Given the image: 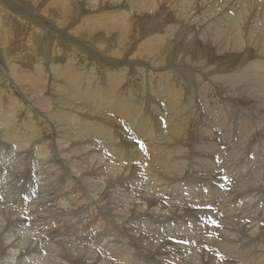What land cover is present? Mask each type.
I'll return each mask as SVG.
<instances>
[{
  "label": "bare ground",
  "instance_id": "obj_1",
  "mask_svg": "<svg viewBox=\"0 0 264 264\" xmlns=\"http://www.w3.org/2000/svg\"><path fill=\"white\" fill-rule=\"evenodd\" d=\"M18 1L27 6L28 2L32 5L34 2H43V0ZM47 1L52 4L63 2V0ZM129 1L136 2L137 8L144 14L147 27H142V37L134 46L135 53H129V56L130 51L127 52L128 57L125 58L129 60L128 62H123L120 58L124 57L127 48L131 47L130 44L134 40L132 35L135 31L121 32L116 20L106 26V31L102 35L103 41L94 43V46H97L96 50L95 47L87 44L93 42L99 35L96 30L70 31L72 32L70 35L59 21L57 14L52 15L63 29H59L58 25H44L40 21L29 20L34 28L31 33L35 36L29 42L28 48L31 47L33 51L31 50V54L20 55L16 53L19 50L18 47L15 48L17 42L14 37L18 36L22 29L17 27L8 30V23L2 19L0 13V51L3 52L0 54V144L11 147L16 145V149L27 151L33 144L39 143L41 150V153L36 152L31 158L23 159V163L29 164L26 168L24 164L12 169L13 173L7 178L11 187L9 184L4 185L15 191L17 188L23 189L28 177L39 180L38 177L42 175L41 180L45 181L43 173L48 172L46 187L51 188L59 182L61 174H67L69 171L65 184L62 183L55 188L54 195L45 197L39 195L37 200L62 201L63 195L67 200L66 194H69L74 186L84 197L90 192L104 212L131 235L135 243L134 250L120 251L100 239L67 241L68 238L65 236L45 230L52 226L46 219V213L34 212L29 204H26V207H20L21 205L13 207L10 204L13 201L8 199L9 202L0 201V207L4 206L3 211L0 208V264H12L15 260L17 263L21 260V264H28L33 257H37L38 263L41 264L44 262L40 257L43 256L42 250L51 252L49 264L53 259V264L57 261L59 264H84L76 259L59 256L58 251L53 248V243H76L90 248L96 257L87 264H132L130 261L133 259H135L134 264L136 261L139 264H169V259L180 263L188 255L180 251L179 245L188 249L189 244L183 242L184 244L176 245L172 241L165 242L164 231L168 226L175 227L177 232L188 233V230L184 224H180L179 227V224L167 220L188 215L190 219H197V222L208 221L211 223L210 227L216 231V228L223 223L220 222L222 207L215 204L218 201L221 205H225L224 208L232 221L228 224L231 227L227 225L223 231L230 229L233 233L232 237L225 234L226 236L219 238V235L210 241L212 244L208 243L223 250L228 260L220 261L214 252H209L198 254L197 261L192 260L188 264H264V254L257 249L264 241V226L257 223L253 225L254 229L250 233H246L240 226L247 218L244 215H249L252 207H234V202L228 203L229 198L236 202L239 198H246L244 202L247 206L252 202L254 204L262 197L264 190L263 163L261 167L255 163L249 173L242 175L250 165L254 164L246 162L251 159L252 153L250 148L243 151L244 145L251 144L256 136L262 134L258 131L262 129V125L258 124L257 130L256 126L252 127L249 120L264 117V47L258 49L256 45L263 43L264 37L262 34L253 35V29L243 25L247 9L255 7L260 13H264V0H213L208 3L212 9L217 10L228 5L232 9L241 5L246 7L240 12V19L236 20L230 30L224 34L225 42L217 34L209 35V30L215 33V27L211 23L213 19L211 11L198 14L196 19L182 17L190 24L184 26L177 22L171 24L166 22L164 8L166 5L172 8L173 0ZM0 2V4L9 3V11H15L16 8L12 5L15 2L12 0H0ZM17 8L21 7L17 6ZM226 15L227 12H223L217 20L222 22L221 19ZM46 18L48 19L47 16ZM226 29V26L222 28V30ZM111 39L113 46L109 48L108 42ZM60 41L65 42L64 47L59 45ZM210 41L215 46H223L218 49L221 54L219 58H231L229 65L224 60L207 58L206 54L213 49ZM65 48L66 52L63 54ZM10 50H13L14 54H11ZM254 52L256 57L252 55ZM81 53L87 57L82 56ZM100 53L102 60L92 61L98 59ZM144 55L148 60H152L151 64L155 63L153 67L149 64L145 67L142 60ZM46 57L50 67L54 68L53 73L50 71L49 74L45 66ZM98 63L111 64V67H103L106 79L102 78V74L101 76L98 74L99 69L90 67ZM180 76L182 80L179 81ZM114 78H120L121 82L130 89H125L123 84ZM209 80L215 81L213 87ZM195 88L199 89L202 101L200 111L197 113L202 117L199 118L201 121L199 124L196 111L192 110L195 111L193 114L190 108L197 106L196 100L195 98L192 101L191 98L188 100L189 95L186 94L190 93L192 96ZM159 89H162L159 93L160 98L164 100L167 96L172 104L169 110L173 111V116L165 118L174 124L167 137L168 142L175 143L170 147L165 139H161L160 143L154 141L158 127L151 108L158 106L155 100L159 99ZM252 89H254L253 95H250ZM230 92L240 98V103H237L240 105L235 108L246 102L252 104L251 107L249 106L251 113L249 115L247 113L248 116L240 121L238 113L235 117L233 110L229 109L230 102L225 104ZM220 95L225 100L221 101ZM231 100L233 101L234 98ZM182 103L187 107L182 106ZM110 106L121 111L127 122L135 125L136 132L145 139L143 145L151 151L152 159L131 163V166L118 164L124 152V145L116 128L104 120L112 119L110 113L104 111ZM81 115L93 118L90 120ZM141 116V119L137 118ZM235 121L239 124H235ZM191 126L195 129L198 126L197 129L204 140L215 134L214 126H219L225 130L224 136L228 141H234L242 146L234 153L226 154L221 144H211L206 148L216 149L217 158L205 156L200 163H191L195 159L193 149H199L206 142L196 146V141H192L194 134L191 133ZM230 126H233L232 129ZM223 130L220 132L223 133ZM243 134L245 137L242 140L239 137L241 135L243 137ZM234 135L239 136L238 140H234ZM44 140L52 142L54 147ZM132 140L130 142L135 144V140ZM186 144H192L193 149L185 148ZM251 148L255 149V147ZM159 149L163 152L162 160L158 158ZM3 154L4 151H0V159ZM179 155L188 156L186 163ZM19 158L20 154L17 153L12 155L8 162L1 160V166H4L1 167L2 171L11 169V161H17ZM82 159L85 163H81ZM216 160H227L230 163H217ZM244 163H246L244 169H236L238 165ZM60 165L64 166L62 170H58ZM34 170L38 177L32 174L35 173ZM262 170L263 174L260 173ZM260 174L261 176H253ZM184 178H188L186 184L182 182ZM231 178L241 180L240 183L238 182L239 185L233 187V184L229 183ZM22 179H24L23 183ZM257 179H261L262 182ZM155 184H161V188ZM40 186H43L42 182ZM185 190L195 193L203 201L196 200L194 202L197 204H189V196L179 195L180 191ZM9 193L7 196H10ZM212 193L215 194L214 197H210ZM249 194H253L250 196L251 199ZM204 200H209L212 205H207V201ZM255 207L256 210H260V203ZM237 209L245 213L241 219L235 221V217L232 216L236 214ZM224 221H227V218ZM102 224V220H97L95 223L97 226ZM26 225H31L35 229L30 230ZM42 225L45 228L40 229L41 236L35 231L38 229L36 227ZM207 229L209 230V227ZM172 231L168 236L172 235ZM49 233L51 236L48 237ZM108 234L109 232H106L105 236H109ZM237 236L241 240H237ZM31 237L34 239L32 240ZM191 238L197 239L193 236L188 237ZM240 242H243V245H240ZM48 243L52 245L48 246ZM214 246L211 249L214 250ZM46 263L48 264V261Z\"/></svg>",
  "mask_w": 264,
  "mask_h": 264
},
{
  "label": "rangeland",
  "instance_id": "obj_2",
  "mask_svg": "<svg viewBox=\"0 0 264 264\" xmlns=\"http://www.w3.org/2000/svg\"><path fill=\"white\" fill-rule=\"evenodd\" d=\"M12 1L15 2V3H12L13 7L16 8L15 11L10 12L8 9L9 3H4V4H0V7H1L0 13L2 15V19H4L8 23V25H7L8 30L10 28L17 29V27L22 29L20 34H18V36L14 37L15 38L14 40H16V42L18 43V44L16 43L15 48L18 47L17 49L19 50L16 53H18L20 55L31 54V50L33 51V49L31 47H29L30 49L28 48L29 42L33 39V36H35L34 33H31V30L34 28H33V26H31V23L29 20L40 21L44 25H50V26L58 25L57 27L59 29H63L61 27V25H59V23L54 18V15H52V14L58 15L59 21L61 23H63L65 30L69 31L68 34H70V35L72 34V32H70V31H74V32H79V31L91 32L92 30L98 31L99 35L94 38L93 42H87L88 45H92L93 47H95L94 50H96V48H97V46H94V43L98 44V43H101L103 41L102 35L106 31V26H108L114 20H116L118 22L120 29H121V32L126 33V32L135 31L134 34L132 35V38L134 37V40L132 39L133 42L130 44L131 47L129 46L130 50H128L129 49V47H128L126 50V54H124V57L120 58V60L123 62L129 61L127 58H125V57H128V55H127L128 51H130V52H128V54L129 53L130 54L135 53L134 46L138 42V40L142 37V33H143L142 27L143 26L147 27L146 20L144 18V14L140 11L139 8H137L136 2L129 1V0H63V2L61 4H52V3L48 2L47 0H43L42 3L34 2V5H32L31 3L28 2V6L21 4V2H19L18 0H12ZM211 1H213V0H173L172 8L170 7V5H166L164 8V12H166V22L168 24L177 22V23L183 24L184 26H188L190 24H188V22L185 19H183L182 17L189 18V19H196L198 14L203 13L205 11H211L212 16H213L211 23L215 27L214 28L215 33L212 32V30H209V35H216L217 34L219 37H222L224 39L223 42H225L224 34L230 30L232 24L236 20L240 19V17H241L240 12L245 10L246 7L244 5H241V6H235L232 9L231 6L228 5L226 7H223V8H220L217 10L216 8L212 9L210 4H208ZM205 2H207V3H205ZM17 6H19L21 8H17ZM214 10H217V11H214ZM223 12H227V15L225 18H222L221 19L222 22H220L217 20V17L219 15H221ZM246 14L247 15H246L245 23L243 26L251 27L253 29V35L262 34L264 37V13H260L257 8L252 7L250 9H247ZM46 16L48 17V19L46 18ZM53 18L55 20H53ZM224 26L227 27L226 30H222V28ZM185 28H187V27H185ZM137 30L139 32H137ZM140 30H141V33H140ZM135 36L137 39H135ZM110 41L108 42L109 48H111L113 46V42H112L113 39H111ZM215 41L220 42L218 39H215ZM20 45H22V46H20ZM23 45L25 46V48ZM59 45L64 47L65 42L60 41ZM210 45L212 46L213 49L208 54H206L207 58L211 57L213 59L224 60L226 62V64L229 65L231 58H229V57H225L222 59L219 58L221 54L218 52V49H220L223 46H215V45H213L212 41H210ZM248 45L250 46L251 44H248ZM256 45H257L258 49H262L264 47V41H263V43H258ZM251 46L253 47V45H251ZM28 49L30 50L29 53H28ZM9 52L11 54H14L13 50H10ZM65 52H66V48L64 49L63 54H65ZM241 52H245V51L241 50ZM79 53H80V51H79ZM0 54H3V52L0 51ZM130 54H129V56H130ZM252 55L254 57H256L255 52ZM82 56H86V55L82 54ZM102 58L103 57L100 53L99 58L96 60H92V61L102 60ZM45 60H46L45 66L48 69L49 74H50V71L53 73L54 68L50 67L48 57H46ZM142 60L145 63V67H147L148 64L153 67V65L155 64V63L151 64L152 60H148L147 56H145V55L142 56ZM217 63H219V62H217ZM106 66L111 67V64L110 63H108V64H99L98 63L96 65H91L90 67L91 68L96 67L97 69H99L98 74L99 75L102 74V78L106 79L104 77V68H103ZM33 68H34V66H33ZM23 69L26 70V68H23ZM109 79H111V78H109ZM114 79H116L117 81L122 83L120 78H114ZM178 80L179 81L182 80V77L180 76V78H178ZM212 80H214V79H212ZM211 81L209 80V82L212 85V86L211 85L210 86L213 87L215 85V81H212V82ZM106 83H108V82H106ZM123 86L125 89H130L128 87V85L123 84ZM13 87H15V86L13 85ZM147 88H149V86ZM161 90L162 89H159V91H158V98L159 99L155 100V103L158 104V106L151 108L152 109V115L155 118L156 126L158 127V131H157V134L155 136L154 141L160 143L161 139H165V141L168 143V146L170 147V146L174 145L175 143L168 142L167 137L170 135V133H171L170 129L173 128L174 124L170 120H165V118H167L169 116H173V111L169 110V108L171 107L172 104H171V102L167 96L164 100L162 98H160L159 93L161 92ZM198 90L199 89H197V88H195L193 90V92H194L192 95L193 97L191 96L190 93H186L187 95H189L188 100H190V98H191V101L193 98H195V100H196L195 105H197V106H195L193 108L190 106L191 111L195 110L196 114L200 111V107L202 104L200 91H198ZM253 91H254V89H252L250 91L251 92L250 95H253ZM139 92H141V91H139ZM141 93H143V92H141ZM172 93H173V97L176 99V97L174 95L175 94L174 90H172ZM150 95H151V93H150ZM221 97L222 96L220 95L221 101L225 100L224 97H222V98ZM233 98H234V100L232 101L231 99H233ZM235 98H236V100H235ZM239 99L240 98H238V96H236L234 93L230 92L228 94V100H225V104H227V103L229 104V102H230V106H229L230 108L229 109L233 110L232 112L235 113V117L238 116V120L240 121V120L244 119V117H246L247 113H248V115L251 113L250 107L252 104H248L246 102L245 104H242L239 108H235V106L240 105V104H237V103H240ZM185 100L187 102V97ZM187 104H188V102H187ZM182 106L187 107L184 103H182ZM188 106H189V104H188ZM246 108H249V110ZM237 110H239L241 113ZM104 111L109 112L111 117H112L111 120H109V119H104V120H106L107 124L112 125L116 128V130L120 136L119 137L120 141L124 145V152L122 153L118 164L123 165V166H131V163H139L140 161H148V160L152 159L151 151L144 147L143 143H144L145 139L143 137H141V135H139L136 132L135 125H133L130 122H127V119L122 114V112L117 111V109L114 106H110L109 108H107ZM195 111H192L193 114H195ZM35 112L36 111L34 110L33 113H35ZM244 112H246V113H244ZM236 113H238V115ZM242 115H245V116H242ZM81 116L85 117L83 115H81ZM85 118L91 120L93 117H85ZM98 118L103 119L101 117H98ZM137 118L141 119L142 116L137 117ZM199 118L201 119L202 117H199V115H198V118H197L198 124L201 122V121H199L200 120ZM181 120H182V118H181ZM249 122L252 125V127L256 126L257 130L259 129L258 124H261L262 129H259L258 131H261L262 134L258 137L256 136V138L252 141L251 144L244 145L243 151H247L248 148H250L251 149L250 152L252 153L251 159L249 158L246 162L250 163V164L251 163H254V164H252V165L249 164L250 166L246 170V173H244V174L242 173V175H246L247 173H249L250 170L254 168L255 163L259 167H261V165L264 164V117L260 116L258 119L257 118H251L249 120ZM232 124L234 125V123H232ZM235 124H239V123H237V121H235ZM234 126H236V125H234ZM196 127L198 128V126H196ZM232 127L233 126H230V129H232ZM197 128L195 129L194 126H191V129H192L191 133L194 134L192 141H196V144H197L196 146H198L200 143L203 145L204 142L205 141L206 142L199 149L198 148L193 149L192 144H186L185 145V148H187L189 150H192V149L194 150L195 157H193V158H195V159L192 158L193 160L191 161V163H200L201 159H203L205 156H210L213 158L218 157L217 153H216V149H214V148L207 149L206 147L208 145L221 144L223 146V152L226 154H232L235 152V150L237 148L242 146V145L239 146L238 144L234 143V141H228V139H226V137L224 136L225 130H223V128H221L219 126H214L213 128H214L215 134L212 137H210V136L206 137L205 140L202 138V135L200 134V132L198 131ZM221 130H223V133L220 132ZM238 134H239V132L237 133V135ZM245 135H247V133ZM197 136H200L201 138L197 137ZM238 137L239 136L235 137V135H234V140H238ZM244 137L245 136L243 134V137L241 135V137H239V138H241L243 140ZM227 138H229L228 135H227ZM130 140H132V141L135 140V144H132L130 142ZM44 141H46L51 147H54V144L52 142H50L49 140H44ZM188 141H190V140H188ZM16 147H17L16 145H14V147H11V146H4V145L0 144V151H4V154L1 156L0 162H1V160L3 162H8L12 155L17 154V153L20 154V158L17 161H11V164H10L11 169H9L7 171H5V170L2 171L1 167L3 168L4 166L3 165L1 166L2 163H0V201L9 202L8 199H10L13 201L12 203H10L13 207H16V206L19 207L20 205H21L20 207H22V206L26 207L29 204L32 207V210L34 212L38 211L40 213H46V215H47L46 219H48L49 223H51L52 226H50V228H48V229H46L43 225L40 227H36V228H38L37 231H35L36 233L38 232L37 234H39L40 229H42L44 227L46 231L49 230L51 232L58 233L60 235L65 236L66 238H68L67 241L73 240V239H83L85 241H93L95 239H100L103 242H105L106 244H108L114 248H117L120 251H124V250H132L133 251L134 250L135 243H134V240L131 237V235L127 232V230L123 226L118 224L116 221H114V219L110 215H108L106 212H104V210L94 201V198L90 192H88L86 194V197H84L81 193H79L78 188L74 186V189L71 190V192L69 194H66V196L68 195L67 200L65 199V195L62 196V201H60L58 199H56V200H49V199L37 200L39 195H42L43 197L48 196V195L49 196L54 195V193L56 191L55 188H58L62 183L65 184L66 177H68L70 174L69 171H67V174H64V173L61 174L59 176V179H60L59 182H56V184L51 188L46 187V184H47L46 180L48 179V178H46V176H48L47 175L48 172L43 173V175L45 176V181H44V179L41 180L42 175L39 177L37 176L36 170H34L33 172H35V173H32V174L34 176L38 177L39 180H33L31 177H28V179L25 181L26 186H24L23 189L17 188L15 191L13 188L11 189V188H8L7 185H4V184H9V179H7V178L9 175H11L13 173L12 169H16V166H18V165L22 166L25 164V163H23V159L31 158V156L33 154H35L36 152L41 153V150L39 148V143L33 144L31 147H29V149L27 151L18 150V149H16ZM251 147H255V149L254 148L252 149ZM157 153H158V158L160 160H162L163 159L162 149H159L157 151ZM246 154H248V153L246 152ZM107 157H109L108 154H107ZM179 157H180V159H182L186 163L188 156L179 155ZM249 157H250V154H249ZM216 162L217 163H230L227 160H216ZM81 163H85L84 159H82ZM261 163H263V164H261ZM27 164H28V162H27ZM27 164H25V168L27 166H29V164L28 165ZM245 164L246 163H244L243 165L242 164L238 165L236 169H244ZM86 166H88V165H86ZM8 168H9V166H8ZM63 168H64V166L60 165L58 170H62ZM260 173L263 174V170L260 171ZM253 176H261V174L260 175H253ZM231 179L232 180L229 183H232L233 187L238 186L240 183L239 181H241V180H237L235 178H231ZM261 179H257V181L258 180L261 181ZM23 181H24V179L21 180L22 183H23ZM40 182H42V184H43L42 187L40 186ZM182 182L184 184H186L188 182V178H184L182 180ZM133 183H134V181H133ZM155 185H157L158 187L161 188V184H155ZM9 186L11 187L10 184H9ZM9 190H10V193H9ZM7 193H9L10 196H7ZM179 193H180L179 194L180 196H185V197L189 196L190 197L189 200L192 202L188 201L189 204L190 203L191 204L192 203L197 204L196 202H194L196 200L197 201H199V200L203 201V199L201 197H197L195 195V193L189 192L188 190L180 191ZM227 195H229V193ZM214 196H215V194H213V193L210 194V197H214ZM248 196L249 197L253 196V194H249ZM245 199L246 198H243V199L239 198L236 202V201H232V199L229 198L228 203L234 202L233 203L234 207H252L251 211H249L250 212L249 215H247V214L244 215L245 212H242L240 209H237L235 211L236 214L234 216H232V218L235 217L234 218L235 221H238L239 219H241L242 215L247 216V218H246L247 221L246 220L242 221L240 227H243L244 230L246 231V233H250L254 229L253 225H255V224L260 223L264 226V190L262 192V197L259 200H257L254 204L252 202V203H249V205L247 206V204L244 202ZM250 199H251V197H250ZM64 200H66V201H64ZM204 201H207V205H212V203H210L209 200H204ZM219 202L220 201L216 202L215 204H218L222 207L221 211H220V212H222L220 215V222H223V223L219 227L216 228L217 229L216 231L210 227L211 223H209L208 221L201 220V221L197 222V219H190V217L188 215H182L181 217H175L174 219L167 220L168 222H172L174 224H179L178 225L179 227H180V224H184L186 230H188V233H184V232L182 233V232H177L175 227L168 226L165 228V231H164V235L166 236L165 237L166 239L163 238L165 240V242L171 243V241H172V243H175L176 245L184 244L183 242L189 244L188 249H187V247H185L186 250H184L185 249L184 247L179 245L180 251L183 254L188 255L182 261V262H184V264H188L192 260L197 261V255L198 254H201V253L207 254L209 252H214L216 255V258L219 259L220 261L228 260L224 251L221 250L220 248L215 247L213 245L214 250L211 249V248H213V246L211 245L212 243L210 241L214 240L215 237H217L219 235H220L219 238H221L223 235L224 236L228 235V236L232 237L231 234L233 233V231L230 229H227L226 232L223 231L224 227L227 226L228 224L232 223V221H231V217L227 214L226 209L224 208L225 205H223V204L221 205ZM259 203L261 205V209L256 210L255 205L259 204ZM3 207L4 206H2V208L0 207L1 211H3ZM227 208H229V207H227ZM66 213L68 214V216H66ZM226 218H227V221H224ZM228 218H229V220H228ZM97 220H102L103 224L101 226L95 225ZM157 222L162 223V221H157ZM44 223L47 224V222H44ZM142 225L144 226V224H142ZM26 226H28V228L30 230L35 229V228L31 227V225H26ZM91 227H93V229H91ZM208 227H209L210 231L207 229ZM228 227H231V226L228 225ZM158 230H159V228H158ZM161 230H162V228H161ZM171 230H173L171 233L172 235L168 236V233H170ZM206 230H208V231H206ZM106 232H109V234H108L109 236H107V237L105 236ZM173 233H174V236H173ZM215 234H217V235H215ZM34 235H36V234H34ZM39 235H41V234H39ZM175 235H177V236H175ZM183 235H185V236H183ZM49 236H51L50 233H49L48 237ZM180 236H182V237H180ZM190 236L191 237L192 236L197 237L198 240L193 239V238L188 239V237H190ZM48 237H47V239H48ZM178 237H179V239H178ZM248 237H250V236H248ZM31 239L33 240L34 238L31 237ZM166 240H168V241H166ZM237 240H241V239L237 236ZM208 242H210L211 244ZM48 244H49L48 246L52 245V243H48ZM240 245H243V242H240ZM238 247H240V246H238ZM53 248L58 251L59 256L66 257L68 259H76V260L82 261L84 264H87V262L95 259V257H96V254L90 248L83 246V245H80V244H76V243H73V244L72 243H53ZM257 249L264 254V241L261 242V244L257 247ZM50 253L51 252L42 250L41 254L43 256H40V257H41V260L44 259V262L41 264H45V262H47V261H48V264L50 263V261H49ZM128 257H130V256H128ZM134 260L135 259L131 260L130 262H132V264H134L133 263ZM141 260H143V259H141ZM16 261L17 260L13 261L12 264H21V260L19 263H17ZM182 262L179 263L177 260H175V261L171 260L170 261V259H169V264H182ZM53 263H54V259L52 260L51 264H53ZM57 263L59 264L58 261L56 262V264ZM28 264H39L37 257L30 258ZM135 264H139V263H137V261H136ZM166 264H168V263H166Z\"/></svg>",
  "mask_w": 264,
  "mask_h": 264
}]
</instances>
